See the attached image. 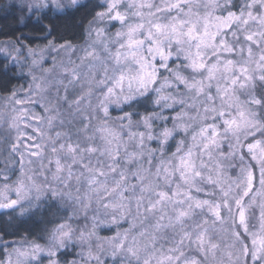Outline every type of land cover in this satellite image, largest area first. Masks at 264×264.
<instances>
[{
  "label": "snow or ice",
  "instance_id": "obj_1",
  "mask_svg": "<svg viewBox=\"0 0 264 264\" xmlns=\"http://www.w3.org/2000/svg\"><path fill=\"white\" fill-rule=\"evenodd\" d=\"M11 7L0 264H264V0Z\"/></svg>",
  "mask_w": 264,
  "mask_h": 264
},
{
  "label": "trees",
  "instance_id": "obj_2",
  "mask_svg": "<svg viewBox=\"0 0 264 264\" xmlns=\"http://www.w3.org/2000/svg\"><path fill=\"white\" fill-rule=\"evenodd\" d=\"M8 0H0V41H7L9 39H12L14 36L19 37L21 32L27 33L29 31L28 28L23 27V25L20 24L18 21L17 12L15 9H7L8 5L6 4ZM11 10V11H10ZM84 14V10H81V13H77V23L80 21V17ZM90 18V17H89ZM75 33L76 38H79L80 32L79 29H72L68 35L71 37ZM0 63H3V57H0ZM22 82V78L20 79H13L11 81L10 86L20 85ZM0 94L6 95L4 88L0 87ZM114 115L117 113L114 112ZM55 212V206L54 205H48L46 204L43 212V216L45 220H52L54 222H60L57 216H53L50 213ZM59 215H64V213H60ZM9 218L6 215H0V223L2 221H7ZM28 228V231L32 233V235L29 237L30 239L36 238L38 239V242L44 243L47 240V231H51V229L54 227V223H40L38 225H32L31 222L29 225H26ZM10 232H12L11 235H8L6 237V240L9 242L12 241H20L22 236H24L26 233L24 231V228H20L19 230L13 228L9 229ZM110 234V233H105ZM71 258V257H69Z\"/></svg>",
  "mask_w": 264,
  "mask_h": 264
},
{
  "label": "rangeland",
  "instance_id": "obj_3",
  "mask_svg": "<svg viewBox=\"0 0 264 264\" xmlns=\"http://www.w3.org/2000/svg\"><path fill=\"white\" fill-rule=\"evenodd\" d=\"M18 2H19V0H8L6 4L8 5L7 6L8 7L7 8L8 10L9 9H11V10L12 9H15L16 10L17 16H18V21L20 22V19H19V17H20L19 9L18 8H12L11 7L12 5L17 4ZM98 2H100V0H91V3H98ZM20 24L22 25L21 22H20ZM0 57H2V56H0ZM50 65H51V61H49L48 65H46V66H50ZM20 84L26 85V80L22 78V82ZM0 96H3V94H0ZM0 160H2V157H0ZM10 175H11V173H10ZM0 215H4L3 212H2V210H0ZM3 249H4V244L3 243H0V258H3V255H4ZM44 264H47L46 260H45Z\"/></svg>",
  "mask_w": 264,
  "mask_h": 264
}]
</instances>
